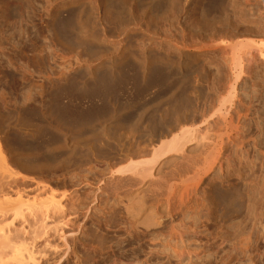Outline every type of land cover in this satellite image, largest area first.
I'll list each match as a JSON object with an SVG mask.
<instances>
[{
  "label": "rangeland",
  "instance_id": "rangeland-1",
  "mask_svg": "<svg viewBox=\"0 0 264 264\" xmlns=\"http://www.w3.org/2000/svg\"><path fill=\"white\" fill-rule=\"evenodd\" d=\"M251 42L264 52V0H0V133L51 185L27 202L55 227L5 263L264 264V59L242 69L230 47ZM241 99L244 150L227 147L190 201H166L197 182L170 174L177 154L154 168L161 196L126 184L179 117Z\"/></svg>",
  "mask_w": 264,
  "mask_h": 264
},
{
  "label": "bare ground",
  "instance_id": "bare-ground-1",
  "mask_svg": "<svg viewBox=\"0 0 264 264\" xmlns=\"http://www.w3.org/2000/svg\"><path fill=\"white\" fill-rule=\"evenodd\" d=\"M253 43L255 42H251L249 44L235 43L230 46L232 49L231 54L234 55L235 60L237 61L242 60V62L240 63V68L242 69L247 67L246 60L249 59V56L252 55L254 52L258 51L256 54L258 56L260 55L259 57L262 60L264 59V52L263 51L259 52V46L255 47L253 46L255 45ZM247 46L248 49L246 51H244L245 50L244 49L243 50L244 53L239 52L241 47H247ZM225 47L226 46H222L223 51H225ZM184 54L187 58L190 59H195L197 57V54L194 51H189V52L187 51ZM228 87L234 88V84ZM242 103H243L242 99L237 101L236 103L232 102L231 105L229 104L230 106L228 105L229 107L228 106L226 107L222 103L216 109L214 115L207 116L203 120L197 123H188L187 120L186 121L182 120L179 117L180 120L179 119L176 120L178 123L175 122L176 126L173 125L174 128L172 127V129H170L168 132L162 135L163 138L160 140L158 146L153 150V155L150 158L141 159L140 162L138 163H131L124 170H122L124 174H127V176L128 174L129 175L131 174L127 182L124 180L126 184L128 183V181H130L128 184L130 183L132 184L134 182L136 185V183L138 182L137 183L138 185L141 182L143 183L144 180L145 181L148 180L150 182L149 183V187L151 189L150 193L151 195L153 194V197L155 199V197H157L158 194L160 193L156 191L157 190L156 188H158L157 186H159V182L161 179L153 178L155 176L153 175L154 168L156 164H158V162L162 160V158H164L165 156L177 154L179 155V160L173 164V170L170 174L171 175L175 174L174 176H176L178 172L180 171L182 172L184 170L185 172H187L186 173L187 176L185 175L184 180L188 181L197 177V182L194 183L195 185L193 184V186L190 184L192 186L191 187L189 185L190 188L186 186V189H182L181 191H179L180 189L178 190L176 189L179 188L178 186L179 184H177L178 187H176V184H173L174 187H176L175 191H173L174 188H172L171 185L170 186L168 185L169 188L167 186L168 188L167 194L165 193L167 195L166 201L167 204L170 203L171 205L172 204L174 205L173 202L171 203L172 200L178 203L180 202L179 203L180 205H184L187 201H190L191 199L189 197L193 195V193H195L196 195V186L198 182L202 179L203 175L209 169H211L215 164L221 166L223 162L222 160L223 157L225 159H228V155L227 154L224 155L227 147L231 146L233 143L238 144L239 142V144L241 145V149L244 150V146H243L244 140L242 139V135L244 134V130L246 127L245 121L249 120L248 117L250 114V105L249 104L243 105ZM243 106L245 107L243 108ZM5 136L0 133V224L6 220H9V226L8 227L0 226V264H8L5 263V259L8 257L10 253L16 250L18 242L30 238L34 240L36 235L43 236L44 234L45 236L46 232H47L46 234H48V228L47 231H45L46 226L48 225L47 224L48 220L47 218L45 219L44 212L41 211L40 209H36L35 207L37 205H34L33 202H27V198L30 192L33 193L37 191L42 192L43 190L47 189V187L49 186V184L46 183L47 179L44 178L46 180L45 181L43 180V178L31 174V172L29 173L28 171L29 169L25 168L26 170H23L22 167H20L23 165L21 164V162L19 163L16 162L17 161L15 159L16 156L13 155L12 151H10ZM237 139L240 140L237 142ZM193 143L194 145L196 144L195 150L193 149L194 150L193 152L190 151L188 152L186 150V147L190 144L192 145ZM181 174H179V176ZM155 177L157 178V176ZM129 188L131 189V187ZM158 189H160V186ZM146 190H148V188H146ZM154 194L157 196H155ZM161 194L163 193L161 192L159 196H161ZM115 195L118 196L117 193H115ZM160 199L163 200V197H160ZM160 199L157 200L160 201ZM134 202L135 200L132 201V203ZM140 202L142 203V200ZM132 203H130V205ZM142 204L144 205V203ZM157 204L159 206V203ZM143 205L139 207H143ZM126 206H125V210L128 209L129 205L127 207ZM133 206H131V208ZM28 207H31L32 211L28 209L25 210ZM143 208L142 209L140 208L141 211L143 210ZM168 209L170 210V206ZM111 210L114 209L111 208ZM133 210L135 209L133 208ZM47 227H49V225ZM52 228L49 227V230L51 229L52 231ZM57 232H59V230ZM57 232L55 234H57ZM63 233H67V232H63ZM46 239L47 240L45 239L44 240L45 241L49 240L48 238Z\"/></svg>",
  "mask_w": 264,
  "mask_h": 264
}]
</instances>
